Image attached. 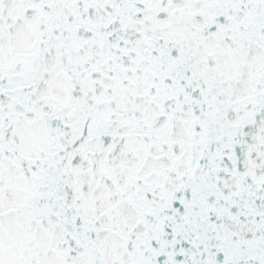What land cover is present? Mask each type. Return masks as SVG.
<instances>
[{"label":"snow or ice","instance_id":"1","mask_svg":"<svg viewBox=\"0 0 264 264\" xmlns=\"http://www.w3.org/2000/svg\"><path fill=\"white\" fill-rule=\"evenodd\" d=\"M0 264H264V0H0Z\"/></svg>","mask_w":264,"mask_h":264}]
</instances>
